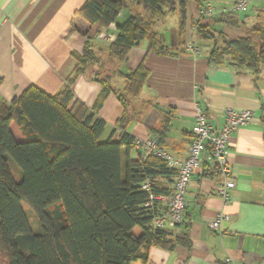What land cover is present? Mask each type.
I'll list each match as a JSON object with an SVG mask.
<instances>
[{"label":"trees","instance_id":"16d2710c","mask_svg":"<svg viewBox=\"0 0 264 264\" xmlns=\"http://www.w3.org/2000/svg\"><path fill=\"white\" fill-rule=\"evenodd\" d=\"M187 1L136 0L145 16L137 13L118 22L127 0H84L71 19V30L84 38L82 52H72L75 65L62 88L48 94L31 85L11 101H0V264L144 263L152 246L172 250L187 244V234L172 237L165 227H155L157 205L146 206L150 194L170 193L162 179L173 183L174 169L152 154L129 157L136 139L126 130V112L108 137L100 139L106 122L98 112L108 94L113 92L125 106L140 94L149 71L141 63L122 73L101 58L93 42L114 23L115 38L107 49L113 64L144 39L149 50H160L163 37L154 30L155 23L175 5L183 21ZM221 19L237 24L233 13ZM198 32L212 41L211 63L230 62L255 75L264 65V23L236 39L200 26ZM80 74L101 85L90 107L74 99L71 86ZM116 76L123 78L121 89L111 86ZM9 159L20 169V179ZM22 202L35 213L36 231Z\"/></svg>","mask_w":264,"mask_h":264},{"label":"crops","instance_id":"0c3cea01","mask_svg":"<svg viewBox=\"0 0 264 264\" xmlns=\"http://www.w3.org/2000/svg\"><path fill=\"white\" fill-rule=\"evenodd\" d=\"M83 2L0 0V101H11L31 85L48 94L62 88L75 65L72 52L81 53L83 48L84 38L71 30L72 16ZM233 2L188 0L183 21L175 5L174 11L154 25L163 37V48L149 50L144 39L120 63L108 61L110 41H93L101 58L122 73L141 63L149 71L140 94L125 106L113 92L108 94L98 112L106 122L101 140L108 137L126 112V130L135 139L155 137L173 157L183 160L198 109L215 129L223 127L228 107L253 113L232 131L227 142L230 177L235 184L230 200L225 202L217 193L223 182L218 170L203 163L190 177L184 221L165 226L172 237L187 234V244L179 243L172 250L152 246L144 263L130 264H222L227 256L235 264H264V65L255 75L230 62L211 63L212 41L198 32L200 26L236 39L245 36L256 23H264V0L250 4L247 13L253 11L254 15L243 16L233 11ZM207 4L215 9L210 18L199 15L200 8ZM137 13L146 14L136 0H127V8L119 13L117 21ZM226 13L235 14L236 25L221 21ZM249 17H254L255 23L245 27ZM101 32L115 33V27L108 26ZM190 43L197 49H187ZM111 86L121 89L123 78L113 77ZM71 88L74 99L90 107L101 85L87 74H80ZM128 155L135 159L145 152L133 147ZM162 181L172 187V181ZM220 214L226 218L219 220L218 228H212L211 223Z\"/></svg>","mask_w":264,"mask_h":264},{"label":"built area","instance_id":"2783aa9c","mask_svg":"<svg viewBox=\"0 0 264 264\" xmlns=\"http://www.w3.org/2000/svg\"><path fill=\"white\" fill-rule=\"evenodd\" d=\"M255 0H234L233 11L244 13L248 10L250 4ZM215 9L211 5H204L199 10L202 17H212ZM109 26L115 27L114 23ZM98 39L113 41L115 33L100 32L96 35ZM187 49L196 50L192 43L187 45ZM253 115L249 110H237L228 107L224 110V125L221 129H215L206 120L205 114L200 109L194 116V126L192 130L191 142L188 146V153L185 159L179 160L164 148L155 137L144 140H135L134 147H139L146 154H152L163 160L166 165L174 169L175 174L171 191L168 194L154 195L150 194L149 202L146 206L157 205V212L152 220V224L158 228H164L168 222L178 225L184 221L186 206V191L189 186L190 177L194 169L199 168L203 163L216 166L223 182L217 189L218 195L225 201L230 200V191L234 187V180L230 177V165L227 158L229 150L227 146L230 134L238 126L245 124ZM143 188L147 189L148 184L144 183ZM226 216L220 214L219 217L211 223L212 228H218L219 220ZM222 264H235L233 259L225 257Z\"/></svg>","mask_w":264,"mask_h":264},{"label":"rangeland","instance_id":"374dc122","mask_svg":"<svg viewBox=\"0 0 264 264\" xmlns=\"http://www.w3.org/2000/svg\"><path fill=\"white\" fill-rule=\"evenodd\" d=\"M228 3L229 0H222V2L225 4L226 2ZM226 3V4H227ZM250 9V5L248 7V10L244 13H239L241 16H243L244 14H251V15H254L253 11L247 13ZM169 18V17H168ZM254 17H249L246 19V22H245V27H248V26H252L255 22H254ZM244 28V27H243ZM242 28V29H243ZM245 34H249V31H247ZM254 46L256 48L259 47V42L257 40H254ZM11 129L12 131L14 132L15 136L17 139H20V134L17 132L16 128L14 127V124L11 125ZM9 163H10V166L12 168V172H13V175L16 179H20L21 178V172H20V169L15 165V163L9 159ZM22 208L24 210V213L30 223V226H31V229L33 231H36L37 230V220H36V216H35V213L33 212V210L31 209L30 206H28L26 203L22 202ZM135 232H138V230L136 229Z\"/></svg>","mask_w":264,"mask_h":264}]
</instances>
